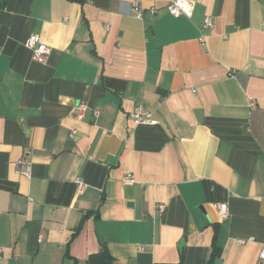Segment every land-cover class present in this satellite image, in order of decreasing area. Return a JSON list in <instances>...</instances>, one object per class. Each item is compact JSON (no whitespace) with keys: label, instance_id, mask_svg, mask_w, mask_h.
I'll return each mask as SVG.
<instances>
[{"label":"crops","instance_id":"1","mask_svg":"<svg viewBox=\"0 0 264 264\" xmlns=\"http://www.w3.org/2000/svg\"><path fill=\"white\" fill-rule=\"evenodd\" d=\"M169 2L0 0L3 264H88L104 246L115 264H207L214 244L221 264H259L264 0H196L191 17Z\"/></svg>","mask_w":264,"mask_h":264},{"label":"built area","instance_id":"2","mask_svg":"<svg viewBox=\"0 0 264 264\" xmlns=\"http://www.w3.org/2000/svg\"><path fill=\"white\" fill-rule=\"evenodd\" d=\"M196 0H170L167 9L168 11L176 16H188L191 17L194 8H195ZM155 11V9H154ZM143 9L136 4L134 8V15L141 18L143 16ZM215 25V18L213 16H206L203 21V29H211ZM207 36V33L204 31L202 34L201 39L205 40ZM24 45L28 48L31 49L33 52V57L37 61L40 62H45L51 52V47L45 44L42 41V38L40 34L38 33H31L24 41ZM251 106L255 105V102H250ZM87 110V106L85 104H80L79 106L76 107V113L77 116L81 119L84 117L85 111ZM96 115H99V112H95ZM131 116L134 118V120L137 123H155L156 120H154L152 113L149 112L144 108L142 105H137L135 108L131 111ZM76 133V130L72 132V135ZM17 169L18 172L30 177L31 176V163L27 160H21L17 164ZM131 180V177H125V181ZM80 189H83L84 187V181L82 178H78L77 180ZM164 205L161 204L159 208L161 210L164 209ZM217 210L219 213V216L222 220L228 219L230 216V209H229V204L227 202H220L217 204ZM245 240H242L244 242ZM3 255L0 252V264H3ZM259 264H264V244L261 248L260 254H259Z\"/></svg>","mask_w":264,"mask_h":264},{"label":"trees","instance_id":"3","mask_svg":"<svg viewBox=\"0 0 264 264\" xmlns=\"http://www.w3.org/2000/svg\"><path fill=\"white\" fill-rule=\"evenodd\" d=\"M219 255V247L214 244L212 256L207 264H215V259ZM88 264H115L114 258L110 254L107 246H104L99 253L92 254L88 259ZM156 264H187L184 261L178 263H156Z\"/></svg>","mask_w":264,"mask_h":264},{"label":"water","instance_id":"4","mask_svg":"<svg viewBox=\"0 0 264 264\" xmlns=\"http://www.w3.org/2000/svg\"><path fill=\"white\" fill-rule=\"evenodd\" d=\"M183 243H184V241H181V243H180V245H179L180 248L182 247ZM216 263H217V264H221V263H222V260L219 259V258H217V259H216Z\"/></svg>","mask_w":264,"mask_h":264}]
</instances>
